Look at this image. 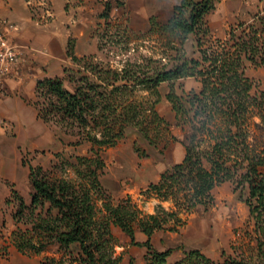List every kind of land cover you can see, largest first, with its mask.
Here are the masks:
<instances>
[{
	"label": "rangeland",
	"instance_id": "374dc122",
	"mask_svg": "<svg viewBox=\"0 0 264 264\" xmlns=\"http://www.w3.org/2000/svg\"><path fill=\"white\" fill-rule=\"evenodd\" d=\"M180 1L0 0V18L12 22L14 27L19 20L26 19L39 30L58 29L67 38L64 54L50 65L32 56L33 67L39 68L36 67L33 82H25L24 91L32 89L29 104L33 106L39 79L61 77L64 87L72 91L78 83L102 84L101 76L111 69L120 76L115 83L119 86L115 90V102L131 109L137 107L139 112L137 123L128 124L124 134L107 145L87 140L86 134L76 128L71 130L55 120L40 119L50 128L54 139L45 147L32 149L21 146L29 145V135L25 136L26 144H13L15 129L9 121L0 118V264H53V260L60 264H84L75 245L65 247L51 242L39 251L18 248L24 236L27 242L34 234L32 218L47 209L45 204L43 210L38 207L33 215L29 210L33 191L30 165L51 178L89 183L93 177L84 175L86 166L78 158L99 155L103 167L96 169L98 185L91 187V196L96 217L100 219L106 216L105 203L116 205L127 197L143 213L154 212L158 204L176 209L174 201L160 200L146 189L158 181L161 173L181 161L185 153L183 140L187 127L176 124L175 110L167 94L172 89L185 99L198 91L201 84L193 75H182L177 67L192 58L200 59L201 48L208 50L217 39H225L230 29L237 28L241 22L250 23L264 16V0H217L195 31L182 34L177 29H163L162 25L172 16L174 3ZM10 10L18 21L9 18ZM71 28L74 33H70ZM243 69L253 84L251 94L264 91V63L245 61ZM167 70H175L178 76L152 86L158 72ZM102 90L101 85L99 91ZM6 94V89L0 90V95ZM251 120L259 121L258 115L254 114ZM12 160L10 178L5 168ZM211 193L212 204L179 212L184 223L178 230L160 229L151 236L154 249H170L167 264L175 263L184 251L193 248L213 260L231 256L248 261L258 254L264 255L259 249V241L264 237L254 231L245 202L247 188L237 180L226 179L215 185ZM20 200L24 206H19ZM109 229L107 248L116 264H148L145 246L132 243L129 235L113 222ZM32 239L36 240V236ZM135 239L145 240L139 228Z\"/></svg>",
	"mask_w": 264,
	"mask_h": 264
},
{
	"label": "trees",
	"instance_id": "16d2710c",
	"mask_svg": "<svg viewBox=\"0 0 264 264\" xmlns=\"http://www.w3.org/2000/svg\"><path fill=\"white\" fill-rule=\"evenodd\" d=\"M216 1L181 0L174 5L163 29H177L182 34L195 31L214 9ZM200 52V59L192 58L177 67L182 75L198 78L200 89L185 99L172 89L167 94L175 110L176 124L187 127L184 156L146 189L160 200L174 201L176 209L158 204L154 212L143 213L127 197L116 205L105 203L106 216L100 219L96 217L91 196V187L98 185L97 170L103 167L99 155L78 158L86 166L84 175L93 177L89 183L51 178L30 165L33 191L29 210L33 215L38 207L43 210L45 204L47 209L32 218L34 234L27 242L24 236V242H18L19 249L39 251L56 242L65 247L77 246L84 264H116L107 248L111 236L109 224L113 222L129 235L132 243L147 248L148 264H167L170 249H154L153 233L160 229L178 230L184 223L179 212L212 204L211 190L226 179L237 180L247 188L245 202L254 231L264 237V91L251 94L252 81L243 71L245 61L264 63V16L250 23L241 22L237 28L230 29L225 39H217L214 46L208 50L201 48ZM177 76L175 70L158 72L151 83L155 86ZM119 77V72L107 69L101 76L102 84L78 83L72 91L64 87L61 77H44L36 82L32 104L43 121L55 120L62 127L82 131L89 141L107 145L121 137L128 124L137 123L139 115L137 107L131 109L115 102V90L119 88L115 83ZM101 85L104 90L100 92ZM108 87L111 89L107 90ZM151 111L157 116L155 110ZM254 114L259 121L251 120ZM19 206H24L22 200ZM136 228L145 235L143 242L135 239ZM259 243V249L264 252V238ZM259 263H264V255L258 254L248 261L231 256L213 260L193 248L184 251L172 264Z\"/></svg>",
	"mask_w": 264,
	"mask_h": 264
},
{
	"label": "crops",
	"instance_id": "0c3cea01",
	"mask_svg": "<svg viewBox=\"0 0 264 264\" xmlns=\"http://www.w3.org/2000/svg\"><path fill=\"white\" fill-rule=\"evenodd\" d=\"M12 12L11 10L8 12L9 18L15 17L14 19L18 21V17ZM19 21L17 26L7 29L10 39L18 45L20 55L11 74L0 78V90L6 89L8 92L6 95H0V118L9 121L14 127L16 135L13 144L20 145L17 142L26 144L25 136L29 135L31 136L29 145L21 146L24 149L42 148L52 143L54 137L50 128L40 121L36 108L27 102L32 89L24 91V86L26 81H30V84L33 82L36 67L39 68V66L33 67L32 56L39 57L44 65H50L64 54L67 38L62 36L58 29L39 30L26 19ZM71 32L73 28L70 29ZM17 138L21 141H17ZM9 147L11 148L12 145L10 144ZM13 150L11 149L12 154ZM12 164L13 160L7 163L5 168V173H8L10 178L13 177L9 173Z\"/></svg>",
	"mask_w": 264,
	"mask_h": 264
},
{
	"label": "built area",
	"instance_id": "2783aa9c",
	"mask_svg": "<svg viewBox=\"0 0 264 264\" xmlns=\"http://www.w3.org/2000/svg\"><path fill=\"white\" fill-rule=\"evenodd\" d=\"M8 27H14V25L0 18V78L14 70L19 56V47L10 39L7 33Z\"/></svg>",
	"mask_w": 264,
	"mask_h": 264
},
{
	"label": "bare ground",
	"instance_id": "6f19581e",
	"mask_svg": "<svg viewBox=\"0 0 264 264\" xmlns=\"http://www.w3.org/2000/svg\"><path fill=\"white\" fill-rule=\"evenodd\" d=\"M119 158V157H118Z\"/></svg>",
	"mask_w": 264,
	"mask_h": 264
}]
</instances>
